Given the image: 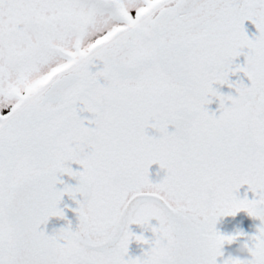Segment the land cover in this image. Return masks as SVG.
<instances>
[{
  "label": "snow or ice",
  "instance_id": "snow-or-ice-1",
  "mask_svg": "<svg viewBox=\"0 0 264 264\" xmlns=\"http://www.w3.org/2000/svg\"><path fill=\"white\" fill-rule=\"evenodd\" d=\"M0 264H264V0H0Z\"/></svg>",
  "mask_w": 264,
  "mask_h": 264
},
{
  "label": "water",
  "instance_id": "water-1",
  "mask_svg": "<svg viewBox=\"0 0 264 264\" xmlns=\"http://www.w3.org/2000/svg\"><path fill=\"white\" fill-rule=\"evenodd\" d=\"M62 179L65 180V177ZM66 183L69 184H75V181L72 180H65ZM67 206L68 209H73L76 207V205L68 199V197H64L63 202L61 204V207ZM74 214L71 210H67L65 215ZM75 215V214H74ZM55 219L49 221L48 225L46 226V231L51 234L54 230H57L58 228L63 227L62 224L56 223ZM258 225V221L252 220L250 217L247 216L246 213H239L235 217H226L223 218L218 224H217V230L224 235H232L236 233L237 231L243 232L246 235H252L254 234L255 228ZM244 243L243 239L238 240L234 244L230 246H225V253H236L237 249Z\"/></svg>",
  "mask_w": 264,
  "mask_h": 264
},
{
  "label": "flooded vegetation",
  "instance_id": "flooded-vegetation-1",
  "mask_svg": "<svg viewBox=\"0 0 264 264\" xmlns=\"http://www.w3.org/2000/svg\"><path fill=\"white\" fill-rule=\"evenodd\" d=\"M245 29H246V32L247 34L249 35V37L253 36L256 34V30H255V27L250 23V22H246L245 23ZM238 63H243V57H241L238 61ZM238 79H244L243 78V74H237L236 76H232L230 77V80L234 83L236 82ZM245 83H247V80L245 79ZM220 91L227 95L229 94L230 92H233L234 94V90H230L227 86H223L220 88ZM218 107V103L217 102H214L212 105H210V111H215L216 108ZM150 134H152L150 132ZM73 170H79L78 166L77 165H73ZM150 178L153 179L154 181L158 179L157 177V173L160 172V169H159V166L158 165H154L150 168ZM163 176V173L160 172V177ZM65 180H68L67 177H65ZM247 191V188L246 186L242 187L241 190H240V196L241 198H243L244 196V193ZM248 198L249 199H252V194L251 193H248ZM67 217V220H70L72 222V226L73 228H75L76 224H77V219H76V216L74 214H69L66 216ZM56 223H60L64 226H66V222L64 220H55ZM59 229V228H58ZM57 229V230H58ZM131 230L136 233V234H140L141 232V229L138 227V226H135L133 225ZM145 237L146 238H150L151 237V233H145ZM141 247L138 246L137 244H135L134 242L132 243V245L130 246V255H132L133 257L134 256H137V255H140L141 253Z\"/></svg>",
  "mask_w": 264,
  "mask_h": 264
},
{
  "label": "rangeland",
  "instance_id": "rangeland-1",
  "mask_svg": "<svg viewBox=\"0 0 264 264\" xmlns=\"http://www.w3.org/2000/svg\"><path fill=\"white\" fill-rule=\"evenodd\" d=\"M154 166V165H153Z\"/></svg>",
  "mask_w": 264,
  "mask_h": 264
}]
</instances>
